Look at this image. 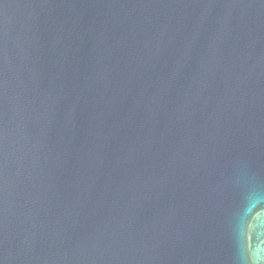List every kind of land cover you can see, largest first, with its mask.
Segmentation results:
<instances>
[{
    "label": "water",
    "instance_id": "1",
    "mask_svg": "<svg viewBox=\"0 0 264 264\" xmlns=\"http://www.w3.org/2000/svg\"><path fill=\"white\" fill-rule=\"evenodd\" d=\"M0 264H264V0H0Z\"/></svg>",
    "mask_w": 264,
    "mask_h": 264
}]
</instances>
